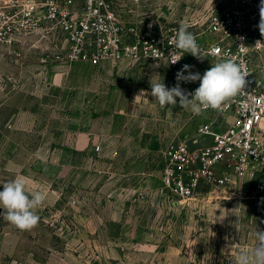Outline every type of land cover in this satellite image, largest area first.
I'll use <instances>...</instances> for the list:
<instances>
[{"label": "rangeland", "instance_id": "1", "mask_svg": "<svg viewBox=\"0 0 264 264\" xmlns=\"http://www.w3.org/2000/svg\"><path fill=\"white\" fill-rule=\"evenodd\" d=\"M222 1L143 3L159 4L161 30L197 22L188 30L203 36L206 15ZM55 38L61 40L29 36L14 45L18 56L0 54V191L22 176L29 192L47 193L31 231L0 215V264H233L250 250L256 229L264 230V166L223 188L200 182L190 199L174 196L163 183L159 148L172 141L163 140L162 124L178 121V106L157 105L153 115L143 104L128 106L121 128L117 114L92 105L101 97L127 99L114 88L120 77L101 75L95 84L96 65L56 60ZM79 68L90 72L86 125L76 101ZM150 80L146 72L139 77L150 88L144 98L155 102Z\"/></svg>", "mask_w": 264, "mask_h": 264}, {"label": "built area", "instance_id": "2", "mask_svg": "<svg viewBox=\"0 0 264 264\" xmlns=\"http://www.w3.org/2000/svg\"><path fill=\"white\" fill-rule=\"evenodd\" d=\"M259 5L260 0H223L203 22L210 36L197 42L204 60L218 61L227 52L250 74L245 90L222 110H203L210 115L193 134L166 145L163 183L181 199H190L200 182L223 188L233 178L264 166V36L258 28ZM54 34L61 36L54 47L55 58L62 63L152 62L167 68L173 79L185 64L196 72V62L175 48L173 28L154 33L125 26L108 0H0V54L18 56L14 45L27 37ZM127 36L130 41L124 42ZM179 56L180 61L170 63ZM197 87L199 81L183 89L192 93ZM258 188L264 195V185Z\"/></svg>", "mask_w": 264, "mask_h": 264}, {"label": "clouds", "instance_id": "3", "mask_svg": "<svg viewBox=\"0 0 264 264\" xmlns=\"http://www.w3.org/2000/svg\"><path fill=\"white\" fill-rule=\"evenodd\" d=\"M260 20L258 28L261 36H264V0L259 5ZM173 44L182 53H189L199 61H203L202 49L197 43V37L188 30L186 23H181ZM256 43H260L257 41ZM182 59L179 56L170 63L176 64ZM156 67H159L157 65ZM192 66L183 65L176 73V85L168 88L163 82L150 80V95L158 102L161 108L179 105L193 114L199 115L203 110H222L223 105L242 93L247 84L246 77L250 74L243 63L237 62L231 55L225 52L203 75L193 73ZM187 73V75H185ZM199 81V87L189 93L181 87V82L190 83ZM148 95L145 90H140L136 97ZM178 98V101H177ZM0 191V209H3L2 218L20 231H31L39 224L40 217L37 214L47 199V193L42 190L29 192L26 188L25 178L17 176L2 184ZM255 244L250 250L238 252L233 264H264V230L255 232Z\"/></svg>", "mask_w": 264, "mask_h": 264}, {"label": "crops", "instance_id": "4", "mask_svg": "<svg viewBox=\"0 0 264 264\" xmlns=\"http://www.w3.org/2000/svg\"><path fill=\"white\" fill-rule=\"evenodd\" d=\"M111 4V8L113 12L116 14L118 20L125 26H131L134 27L137 31L143 32V31H151L154 33H158L160 31V25L161 20H160V14L158 13L159 10L157 8L158 3H152V4H147L143 3V0H138L137 2H134L133 0H108ZM168 9V6L166 7V10ZM145 12V13H143ZM152 15V19L148 22H145L143 17H146L147 15ZM145 15V16H144ZM163 15V14H162ZM154 19V20H153ZM145 22V25L140 28L139 23ZM197 22L189 24L188 28H194L197 24ZM157 25V26H156ZM164 28V27H163ZM197 37V42H202L206 39H208L210 36L205 33L203 36L201 33H195ZM205 35V36H204ZM124 42L130 41L129 37H123ZM186 59L189 62H196V64H193L194 70L196 72H199L201 75L208 70L212 64L218 62L214 60H205L203 61H194L193 56L189 53L184 54ZM80 63V62H79ZM82 63V62H81ZM106 62H103L99 65H96L94 69V76H97V79L95 84L99 82V76L101 75H110L111 73L118 75L120 78V84L114 85L115 91L120 90V91H126L128 92V97L127 99H116L115 98H110L108 101L106 98L101 97V99H96L93 101L92 105L99 107H102L103 110L107 107V111L109 112L108 114L114 115L112 113H115L119 116V119H121V128L123 126V117H126L127 115V107L131 106L134 107L138 103L145 105L146 108L150 109L148 110L151 115L154 114L155 111L152 110V108L157 107L158 102L157 101H152V99L144 98L142 97H136V95L140 92V90H145V92L150 91L149 87H145L139 82V77L140 75H143V72L149 73L151 75L152 79L163 82L168 88H172L176 85L177 81L176 79H173L168 72V69L165 68L164 66L157 64V63H152V62H139V63H127V62H122L120 64L113 65L112 70L106 69L104 66ZM110 64V63H107ZM159 65V67H156ZM102 66V68L100 67ZM207 66V67H206ZM111 68V67H110ZM74 70V68H72ZM81 72H79L81 76V92L80 94L76 93V101H80V106H81V115L83 116L82 123L85 124L84 118L89 115L90 116V103H89V88L87 89V84H89V76L90 72L87 70V68H79ZM127 76L129 78L127 79ZM167 77V79H164ZM191 83V82H190ZM190 83H184L181 82V87L184 88L186 84ZM101 84L96 87V89H100ZM110 88V87H109ZM148 96V95H147ZM117 101V103H116ZM178 101V100H177ZM178 110H179V117L177 122H171L170 117H166V120L162 124V138L163 140H176L181 138L184 134H193L194 130L197 126V124L203 123L207 120L209 117V113L201 112V114L196 115L193 114L190 110H187L179 105V101L177 102ZM109 108V109H108ZM92 113V112H91ZM99 113V110H98ZM98 115V114H97ZM123 115V116H122ZM106 118V117H105ZM127 118V117H126ZM99 121V120H98ZM89 123V121H87ZM193 123V125H191ZM196 125H195V124ZM127 124V123H126ZM86 125V124H85ZM108 123H103L102 129L107 128ZM149 129L152 131L153 130V122H149ZM146 131H148V128H146ZM190 131V132H189ZM171 142H164L162 143L164 146L159 148V151L163 154V151L166 147V145ZM152 150V148H151ZM157 150V149H156ZM153 151V150H152Z\"/></svg>", "mask_w": 264, "mask_h": 264}]
</instances>
